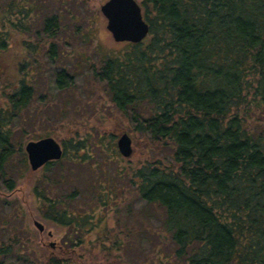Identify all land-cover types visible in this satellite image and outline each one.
I'll use <instances>...</instances> for the list:
<instances>
[{
    "label": "trees",
    "instance_id": "1",
    "mask_svg": "<svg viewBox=\"0 0 264 264\" xmlns=\"http://www.w3.org/2000/svg\"><path fill=\"white\" fill-rule=\"evenodd\" d=\"M75 2L0 1V91L7 90L0 102V181L10 191L29 171L24 146L34 132L25 111L43 76L40 58L67 60L53 42L60 36L81 43L92 38L89 31L78 34ZM140 6L148 36L102 57L94 77L117 113L156 150L161 146L164 158L123 167L122 178L99 176L101 166L91 159L106 149L112 159L120 157L114 135L62 141L61 159L42 167L48 177L34 187L39 216L66 230L63 243L72 249L101 232L100 246L116 255L142 236L158 264H264V126L258 124L264 115V0H141ZM39 29L48 40L41 45L32 38ZM53 83L65 92L74 76L61 67ZM20 121L26 130L18 131ZM117 177L143 204L136 226L145 229L150 212L157 222L152 231L107 233L121 190ZM7 225L0 219V264H75L66 256L38 255L25 230Z\"/></svg>",
    "mask_w": 264,
    "mask_h": 264
},
{
    "label": "rangeland",
    "instance_id": "2",
    "mask_svg": "<svg viewBox=\"0 0 264 264\" xmlns=\"http://www.w3.org/2000/svg\"><path fill=\"white\" fill-rule=\"evenodd\" d=\"M106 1L76 0L73 11L80 17V21L75 24L80 29L78 34L80 36L89 31L92 38L83 37L81 43V38L72 42L71 37L63 38L64 36H60L53 42L59 46L67 60L52 64L45 54L40 58L38 65L43 76L38 82L39 88H37L32 103L25 111L27 112V123L33 125L28 128V132L31 135L34 132L32 135L34 139H28L27 142L50 137L62 146V141L82 139L88 133L93 139L97 136L96 134L105 139L114 135L116 137L114 146L117 151V139L122 134H127L132 141V155L129 158L121 157L117 151L120 157L112 159V153L106 149L105 153H95L91 159L92 163L95 162L101 166L102 172L96 170L99 176L108 173L109 176H114L113 174L117 176L119 173V177L122 178L123 171H125L123 167L126 169L140 167L154 161L155 158L161 159L164 156L160 154L161 146L160 151L156 150L155 145L133 131L128 117H122L117 113L105 96L102 83H99L94 77V71L98 70L102 57L119 54L128 48L127 43L115 42L106 29L107 21L100 13V7ZM135 1L140 5L141 0ZM68 8L71 9L70 6ZM52 10V7H48V12H53L54 10ZM37 37L33 36L32 38L39 41L40 45L43 41H48L46 33H43L42 29L38 30ZM33 39L29 41L34 42ZM13 51L17 54L19 49H13ZM26 58L27 56L24 59L26 60ZM61 67L68 68L74 76V85L65 92L56 90L53 83L54 73ZM5 93L7 90L1 89L0 102L4 101ZM256 117L255 115L254 118ZM258 118L260 119L258 120L259 126H264V115H258ZM21 124L20 121L18 131L20 128L23 129ZM104 161L108 163L104 164ZM45 176L48 177L42 168L36 172H32L29 168V171L16 182L15 188L11 191L8 190L5 182L0 181V219L5 220L10 228L17 229V231L25 230L24 232L33 239V243H35L33 247H37L36 253L38 255L43 254L45 257L55 256L58 258L66 256L67 259L74 258L75 264H118V258L114 261L117 256L120 257L121 263L131 260L135 264H158L159 257H157L156 251L152 250L146 240L141 239L142 236H140L137 244H132L128 251L119 252L118 255L114 252H105L100 246V240H103L101 232L83 246L75 249L68 248L67 244L63 243L67 234L66 230L45 222L38 213L39 205L34 194V187ZM119 177H117V187L121 190L116 196L117 203L115 206L117 210L108 213L107 233L113 236L119 233L124 234L128 232L130 227L134 229L132 231L135 235L145 233L144 230L146 229L152 231V227L155 228L157 222L150 212L146 217L148 220L145 221L146 228L141 230L136 226L135 220L141 214L143 204L138 201L132 190L133 187L128 185L127 180H122ZM77 182H72L71 186H77ZM121 191L124 193L123 196L120 195ZM120 201L122 202L120 203ZM112 209L115 207L112 206ZM34 222L43 225L44 231L42 233H39L34 227ZM48 234L51 236L49 237ZM51 244L54 245L53 249H51ZM43 255H41L42 258H44ZM0 261H2L1 257ZM8 263L15 264V261H4V264Z\"/></svg>",
    "mask_w": 264,
    "mask_h": 264
},
{
    "label": "water",
    "instance_id": "3",
    "mask_svg": "<svg viewBox=\"0 0 264 264\" xmlns=\"http://www.w3.org/2000/svg\"><path fill=\"white\" fill-rule=\"evenodd\" d=\"M100 13L107 21V31L117 43L138 44L148 36V24L143 19L141 6L135 0H107L100 7ZM116 147L121 157L129 158L132 155V141L127 134L117 139ZM24 153L30 170L36 172L47 163L60 160L63 148L54 139L47 137L27 142ZM33 225L39 233L44 231L39 222Z\"/></svg>",
    "mask_w": 264,
    "mask_h": 264
}]
</instances>
